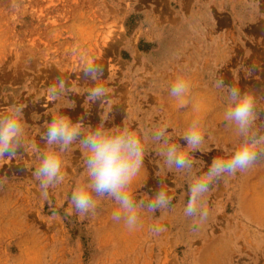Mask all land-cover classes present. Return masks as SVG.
I'll list each match as a JSON object with an SVG mask.
<instances>
[{
  "label": "rangeland",
  "instance_id": "374dc122",
  "mask_svg": "<svg viewBox=\"0 0 264 264\" xmlns=\"http://www.w3.org/2000/svg\"><path fill=\"white\" fill-rule=\"evenodd\" d=\"M0 0V111L24 103L26 151L0 162V264H264V151L255 165L215 182L201 203L207 221L193 230L183 214L188 194L185 173L163 168L159 144L145 142L144 166L132 186L136 200L162 187L172 198L166 215L142 210L140 227L129 231L114 221L119 206L96 197V215L77 214L70 204L76 178L85 169L79 142L62 154L64 181L41 195L32 173L45 147L41 134L51 121L47 90L66 81L73 108L61 109L90 132L101 113L106 127L133 121V127L187 129L202 117L207 152L191 155L207 166L230 158L217 145L233 146L236 129L224 120L226 85L249 90L256 121L264 130V0ZM102 64L96 81L80 70V53ZM250 71V75H249ZM187 80L184 107L169 94L177 78ZM102 84L108 103H86L88 90ZM173 143L186 142L175 134ZM163 177L158 176L159 167ZM166 231L152 235L150 227Z\"/></svg>",
  "mask_w": 264,
  "mask_h": 264
},
{
  "label": "clouds",
  "instance_id": "9594fccd",
  "mask_svg": "<svg viewBox=\"0 0 264 264\" xmlns=\"http://www.w3.org/2000/svg\"><path fill=\"white\" fill-rule=\"evenodd\" d=\"M12 7H17L15 0ZM87 55V52L79 55L82 61L80 70L85 77L96 81L103 76L104 67L88 60ZM190 87V83L180 77L172 84L169 94L179 100L180 107L185 106L186 101L183 98L190 93ZM214 87L227 93L224 120L235 127L236 140L231 148L217 145L219 150L231 153L230 158L214 157L205 172V162L198 161L191 155L195 151H208L202 131V117L199 115L193 116L186 130L169 132L168 125L154 129L143 126L134 128L130 119L123 120L122 125L106 127L105 122L109 120L108 113L111 111L109 110L101 113L100 122L93 130L83 132L81 122H73L68 115L61 112V109L73 108L75 104L67 99L68 92L73 90L66 87V81L60 78L58 84L47 90L48 102L53 103L47 110L51 121L46 124V131L41 134L45 147L38 152L39 163L32 173L34 179L39 181L42 197L47 200L48 189L64 181L65 177L61 172L62 154L71 145L79 142L81 150L86 152V159L85 169L76 178L70 197V204L77 214L95 216L98 206L96 197L107 196L119 206L111 218L117 222L123 220L129 231L140 227L139 215L142 210L149 213L160 211L166 215L171 208L172 198L162 187L163 179L160 181L159 190L153 196L136 200L132 195V186L144 166L145 142L150 139L159 144L156 154L162 158L163 168L186 174L189 199L183 214L192 218L191 227L198 230L209 216L208 209L201 201L212 185L225 175L234 176L238 171L243 173L251 169L259 152L264 151V130L256 124L262 110L256 108L252 92L241 90L235 84L226 85L222 77L215 79ZM87 92V104L97 100L101 101V105L108 103L109 92L102 84ZM25 107L24 103L14 99L0 111V162L9 163L17 157L19 148L23 147L24 151L28 148L25 143V124L21 119ZM174 134L186 142L183 146L186 151L182 150L180 143L172 142ZM158 167L157 175L163 177L162 168L160 165ZM164 231L166 228L160 224L150 227L152 235H159Z\"/></svg>",
  "mask_w": 264,
  "mask_h": 264
}]
</instances>
